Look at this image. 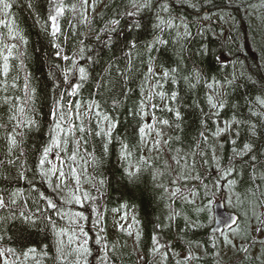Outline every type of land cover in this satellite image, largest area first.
<instances>
[{"label":"trees","instance_id":"1","mask_svg":"<svg viewBox=\"0 0 264 264\" xmlns=\"http://www.w3.org/2000/svg\"><path fill=\"white\" fill-rule=\"evenodd\" d=\"M71 2L79 4L80 0ZM153 2L157 3V0ZM168 2V14L180 26L165 32L163 38L169 41L168 44L158 46L151 53L143 46L152 39L149 32L153 35L158 32L156 18L146 12L137 18L127 16L131 10L129 0H88L87 23L72 26L69 24L73 20L72 14L62 17L65 38L58 41L62 43V54L74 58L72 54L80 47L86 49L84 59L79 63L86 68L88 79L82 82L78 94L70 97L65 90L67 86H54V82L62 81V77L53 66L67 67L71 59L68 62L56 59L50 35L45 30L51 0H13L12 16L27 43L13 41L19 44L14 55L20 58L10 61L7 80L0 75V124L10 130L8 122L12 113L9 105L23 96V84L27 79L30 92L35 89L32 112L36 125L26 132L21 148L17 150H22L24 155L13 164H0V194L8 202L7 207L0 209V236H3L0 250H13L0 256V264H61L56 258V237L46 217L51 216L57 227L65 225L68 218L61 220L55 211H44L46 204L38 192L60 201L61 211H80L88 217L81 224L88 233L92 253L88 257L89 264H101L104 255L101 245L105 243L112 264H183L189 251L198 257L192 264L264 262V246L260 243L264 240L261 232L264 228V182L253 181V169L248 167V157L255 154L257 176L264 171L260 168L264 164V121L257 124L256 136L251 135L246 123L233 124L219 137L213 135L217 127H224V122L234 117L256 122L252 112L260 109L253 101L261 96V81L264 80V7H261L264 0ZM139 18H143L141 28L133 29L130 21ZM115 19L120 20L115 25L116 30L107 31L106 26L112 27L111 21ZM182 21L192 33L190 40H176L177 31L184 33ZM131 41H136L137 47L131 49L129 58ZM202 49H208L210 55H201ZM149 56L154 73L161 78L162 89L156 85V76L148 73ZM2 63L0 59V70ZM174 67H179L175 84L171 78L163 79V72ZM196 69L200 70L203 79L195 88H190L184 77ZM232 74L236 80L231 88L220 87L214 93L207 87V84L222 82ZM13 83L15 88L11 87ZM5 84L9 87L5 88ZM160 91L166 94L163 100L155 95ZM172 91L178 92L174 103L170 100ZM61 92L66 106L79 104L80 108L78 116L75 107L72 109L70 118L77 124V130L66 146L67 151L60 153L67 187L61 184L54 192L39 174V160L49 141L50 111ZM150 94L151 101L148 100ZM209 96L225 104L218 116L209 103ZM142 100L146 114L139 111ZM92 101L100 105L102 114H108L118 122L107 152L103 151V137L95 135L98 130L95 109L91 113L87 109ZM153 103L159 106L157 110L152 109ZM166 106L179 110L182 118L176 121L174 115L166 111ZM162 119H168L171 127L160 124ZM81 123L85 129L83 133L79 131ZM153 123L154 129H146V136L141 141L138 128ZM5 129H0V160L8 159ZM236 131L238 136L234 135ZM156 132L161 135L157 137ZM204 137L208 139L205 141ZM157 139L159 145L155 143ZM233 139L235 145L231 143ZM76 140L80 145L73 163L68 155L75 150ZM120 140L129 144L133 165L140 157L148 159V165L142 167L138 178L130 179L127 175L129 161L120 156ZM245 143L252 145V151L243 157L236 156L232 148L239 151ZM56 154L54 149L49 156L51 164L55 163ZM175 159H181V164L176 165ZM229 161L235 168V173L228 177L235 181L232 185L219 179V168L227 167ZM21 164L25 179H19ZM51 164L46 163L45 170ZM73 166L81 178L80 191L88 192L92 198L83 207L63 203L75 186L69 171ZM49 179L53 186L60 183L56 175L50 174ZM100 180L104 185L97 191L93 185L100 187ZM177 188L180 192L170 198V193ZM17 190L20 194L12 204L9 197ZM222 193L227 210L236 213L239 221L234 228L214 235L211 233L213 205ZM92 207L101 210L99 221L91 212ZM170 207L181 213L171 221L168 220ZM21 212L33 219H23ZM98 235L102 237L101 245L95 243ZM153 236L169 247L154 252ZM226 236L234 244L248 248V253L238 252L225 244ZM164 251L168 253L167 259L161 255ZM24 253H28L27 256Z\"/></svg>","mask_w":264,"mask_h":264},{"label":"snow or ice","instance_id":"2","mask_svg":"<svg viewBox=\"0 0 264 264\" xmlns=\"http://www.w3.org/2000/svg\"><path fill=\"white\" fill-rule=\"evenodd\" d=\"M130 9L127 12V16L132 18L140 17L142 12L150 13L151 15L155 16V28L158 30L156 34H152L149 32V35L152 36L150 42L144 44V50L151 53L154 49H156L160 45H167L168 40L163 38V34L167 31L172 29L178 28L180 25H177L174 18L171 17L169 13V2L168 0H157V3H154L153 0H129ZM88 0H80V3H72L69 0L68 3H65V0H51V6L48 10V14L45 20V30L49 33L51 38V47L55 50L54 55L57 60H63L68 62L71 59L70 65L67 67L61 68L59 64L54 65L53 67L60 72L62 77V81L54 82V86L59 88L62 85L67 86L66 91L70 97H75L79 90L82 88V82H85L88 79V72L86 68L79 63L80 60L84 59L85 54V47H80L77 52H74L72 56L74 58H70L66 54L63 53L62 43L58 41H62L65 36L61 28V18L64 17L66 14L70 13L73 16V20L69 21V24L74 26V23H87V9H88ZM15 5L13 0H0V59H2V70H0V75H2L5 80H7L9 71L11 68L10 61L13 59H19V55H14V52H18L19 44L13 41H20L24 44L27 43L25 38L20 34L18 25L16 23L15 17L12 16V10L14 9ZM31 8V4L28 5ZM93 9L95 5H92ZM193 8L196 7L195 4L192 5ZM264 7V5H261ZM168 14V15H165ZM143 18L133 19L130 21L133 29H140L142 26ZM120 23L119 19H115L111 21L112 27L106 26V30L110 32H114L115 25ZM181 24L184 27V33L181 34L180 32L175 33V37L177 41L180 40H190L192 39V33L188 30V25L185 24L183 21ZM151 27V25H149ZM202 34V33H201ZM83 44V41H81ZM183 46V45H182ZM130 51L128 52L129 58L132 55L131 49H135L137 47L136 41L130 42ZM201 55H210L208 49H202ZM221 63H223V59L221 58ZM23 64V61H21ZM179 72V67H174L170 69H166L163 72V79L167 80L171 78L172 83L177 82V75ZM148 73L150 75L156 76V85L163 88V84L161 83V78L158 74L154 73L151 56H149V66H148ZM123 75V73H121ZM72 77V79H70ZM185 81L188 83L190 88H195L198 84L201 83L203 76L199 69H196L192 72L190 76L184 77ZM236 80L235 74L232 76L223 78L222 82L213 81L212 83L207 84V87L212 90L214 93L220 87H229L231 88L234 86ZM5 88L9 87V85L5 84ZM12 88L16 87V84L13 83L11 85ZM158 95L161 100H163L164 96L166 95L163 91L155 93ZM178 97V92L172 91L170 95L171 102H176ZM34 98H35V89H32L30 92L28 80L25 79L23 84V96L16 98L17 102H14L9 105L11 110V116L9 117V124L11 125L10 130L5 129L4 124H0V129H5V142L7 145V152L5 153L7 160H0V164L7 165L13 164L15 161L19 160L21 156L24 155L23 151H17L21 148L23 143L24 136L28 130H31L35 125L36 121L33 119V112L32 106L34 105ZM152 95L150 94L148 100L151 101ZM7 100V98H6ZM64 100V93L61 92L60 97L58 100H54L52 109L50 111L51 117V128L49 130V141L46 143L45 147L41 152V158L39 160V174L42 180L48 184L49 187L53 188V191H57L60 189L61 184H64L67 187V175L64 172L63 168H57L55 164H51L49 161V156L56 150L55 159L63 163V158L61 157V152H66V146L70 142V138L73 136V133L77 130V124L70 118L72 116V109L75 107L77 116L79 115V108L80 105H72L69 103L67 106L63 103ZM209 103L213 109H216L215 115H219V111L225 107L224 102H217L213 99L212 96L208 97ZM254 105L259 106V111H253L252 116H255L256 122H252L250 119L247 121H241L235 119V117L231 121H225L224 127H217L213 132L215 137H219L222 133L228 132L232 125L235 124L237 126L246 123L248 129L252 136L257 135V124L261 121H264V80L261 81V96L255 97L253 101ZM139 111L141 114L145 113V103L142 100L139 104ZM153 110H157L159 106L155 103L151 104ZM88 112L91 113L93 109H95V116H96V124L98 130L95 132V135L98 137H103L104 144H103V151H108V145L112 142L113 139V130L118 127V122L114 120L108 114H102L100 111V105L97 104L95 101H92L87 106ZM166 111L172 113L175 117L176 121H179L181 117V113L179 110L174 109L171 106H166ZM136 114L135 111L133 113ZM153 121H156L155 112H153ZM160 124L166 125L171 127L170 122L168 119H162L159 121ZM155 124H145L142 127L138 128V133L140 135L141 141L144 140L146 136V129H154ZM177 127L179 125L177 124ZM79 131L83 133L85 131L83 124L79 125ZM157 137L161 135V132H156ZM203 135V134H202ZM234 135L238 136L239 132L236 131ZM208 138L204 137L206 141ZM120 147V156L124 160L129 161L127 167V175L130 179L138 178L139 173L142 170V167L148 165V159L140 157L137 159L136 165L131 163V150L129 144L125 143L123 140L119 142ZM156 145L160 144V140H156ZM233 145L236 144L235 139L231 141ZM80 141L76 140V148L71 153H69L68 158L73 161L76 160L77 151L79 150ZM199 147V145H197ZM252 151V145L250 143H245L241 150H237V148L233 147L232 152L239 157H243L247 155L249 152ZM15 159H12V157ZM250 163L248 167L253 169V176L252 180L255 181L259 179V181L264 182V171H261L257 176L255 172V168L257 165V157L255 154L248 157ZM175 164L180 165L181 159H175ZM243 162V161H241ZM51 164V167L45 170V164ZM21 171L19 173V179H25L23 164L20 165ZM261 169H264V164L260 165ZM71 176L75 182V186L72 190H70L69 195L63 200L65 205L69 203H74L80 205L81 207L84 206L86 201L91 200V196L88 192L84 191L81 192L79 185L81 183V178L79 174H77L76 169L73 167L70 170ZM221 172V176L219 179L225 180L229 185L235 183L234 180H229L228 177L232 176L235 173V168L232 165V162H228V166L224 168H219ZM58 173V180L60 183L56 184L55 186L52 185L51 180L49 179L50 174L55 176ZM155 178V177H154ZM100 187L93 185V187L97 188V191L101 190V187L104 185V181L100 180L98 182ZM37 191V189H34ZM80 193L77 195V193ZM180 192V189L177 188L175 191L170 193V198L175 197L177 193ZM19 190L16 192L11 193L9 199L11 200L12 204L16 203L15 197L19 195ZM38 195L41 200H43L46 204V208L44 211L51 209L55 211L56 215L61 219L64 220L65 217L68 218L67 223L63 226L57 227L56 223L53 222L51 216H47L46 219L48 220L49 224L52 227V231L56 237V258L61 262V264H89L88 257L91 256V249L88 247L89 238L88 233L84 231L81 222L87 220L88 217L84 215L83 212H71V211H61L58 207L60 201H56L53 198H49L48 196L44 195L43 193H39ZM264 195V193H262ZM8 206V202L6 201L4 195L0 194V209L5 208ZM91 212L96 214L97 221H99L101 210L97 209L96 207L91 208ZM181 213L176 211L175 209L169 210L168 220L171 221L174 218L180 216ZM20 216L25 220H32V216H28L25 213L21 212ZM187 219V218H185ZM34 222V221H33ZM99 227V225L97 224ZM159 227V226H158ZM102 231V229H100ZM261 232L264 233V228L261 229ZM131 235V233H129ZM66 238V239H65ZM3 239V236H0V240ZM101 239L99 235L97 236L95 243L97 245H101ZM139 239V236H137ZM153 242V251L160 252L161 249H167L169 245L166 242H161L160 238L157 236L152 237ZM225 244L230 246L231 248H235L238 252L242 251L244 253H248L249 249L238 246L233 243L231 239L227 236L224 238ZM260 243L264 246V240H261ZM102 249L104 250V255L101 257V264H112L111 258L108 256L107 249L108 245L105 243L101 245ZM213 247H216L213 244ZM68 248L69 252L67 255L65 254V249ZM7 251L9 253L13 252L12 249L0 250V256L4 255V252ZM30 252H34L35 249H29ZM73 253L75 254L73 257ZM28 253H24L27 256ZM164 259H167L168 253L164 251L161 253ZM69 257H73L71 260ZM198 260V257L195 256L191 251L184 257L183 264H192L193 261ZM264 264V262H262Z\"/></svg>","mask_w":264,"mask_h":264},{"label":"water","instance_id":"3","mask_svg":"<svg viewBox=\"0 0 264 264\" xmlns=\"http://www.w3.org/2000/svg\"><path fill=\"white\" fill-rule=\"evenodd\" d=\"M213 218L211 233L214 235L234 228L239 221V216L236 213L227 210L224 193L213 205Z\"/></svg>","mask_w":264,"mask_h":264},{"label":"rangeland","instance_id":"4","mask_svg":"<svg viewBox=\"0 0 264 264\" xmlns=\"http://www.w3.org/2000/svg\"><path fill=\"white\" fill-rule=\"evenodd\" d=\"M55 161V165H56V167L57 168H61V166H62V164H61V162L60 161H58V160H54ZM75 169H76V167L75 166H73ZM58 177V173H57V175H56V178ZM59 181V180H58ZM83 189L84 190H86V186H83ZM66 193H68V192H66ZM79 195V194H78ZM67 197V196H66ZM126 232V235H127V231H125ZM66 239V238H65ZM89 247V246H88ZM69 252V250H68V248H66L65 249V254L67 255V253Z\"/></svg>","mask_w":264,"mask_h":264}]
</instances>
